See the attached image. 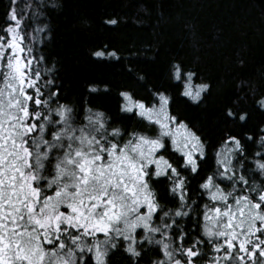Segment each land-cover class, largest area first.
Returning <instances> with one entry per match:
<instances>
[{
	"label": "snow or ice",
	"instance_id": "6c2138e0",
	"mask_svg": "<svg viewBox=\"0 0 264 264\" xmlns=\"http://www.w3.org/2000/svg\"><path fill=\"white\" fill-rule=\"evenodd\" d=\"M62 6L0 13V264H264V83L235 85L214 134L178 102L216 85L180 59L153 84L127 63L142 93L100 80L69 99L48 53ZM88 58L122 54L102 41ZM113 91L115 112L91 102Z\"/></svg>",
	"mask_w": 264,
	"mask_h": 264
},
{
	"label": "trees",
	"instance_id": "16d2710c",
	"mask_svg": "<svg viewBox=\"0 0 264 264\" xmlns=\"http://www.w3.org/2000/svg\"><path fill=\"white\" fill-rule=\"evenodd\" d=\"M8 3L0 0V13ZM113 16L119 26L104 23ZM51 30L48 53L69 99L87 97L86 83L100 80L142 93L145 81L128 75L129 62L149 84L162 81L170 60L199 68L216 85L212 96L199 108L178 103L209 134L220 126V108L234 98L240 80L264 83V0H63ZM102 41L120 49L121 62L88 58L89 49ZM91 102L116 111L115 91L95 94ZM116 264H123L121 258Z\"/></svg>",
	"mask_w": 264,
	"mask_h": 264
}]
</instances>
